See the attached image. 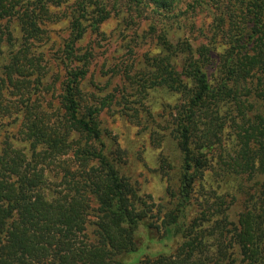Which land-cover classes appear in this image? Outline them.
Masks as SVG:
<instances>
[{"label": "trees", "instance_id": "trees-1", "mask_svg": "<svg viewBox=\"0 0 264 264\" xmlns=\"http://www.w3.org/2000/svg\"><path fill=\"white\" fill-rule=\"evenodd\" d=\"M66 4L0 0V23H5L0 30L1 86L15 87L13 75L22 74L16 70L22 56L16 50L14 18L21 13L27 36L36 38L45 33L41 24L50 9ZM183 5L189 12L212 15L208 43L193 48L183 42ZM134 8L152 12L164 24L155 71L139 86L140 93L150 84L151 90L180 95L170 134L175 160L165 159L163 168L169 211L162 206L157 214L153 198L143 194L126 171L125 152L100 121L105 104L83 108L81 85L87 72L74 70L64 84L62 104L71 132L85 140L81 153L96 168L81 177L82 190H75L71 200L50 202L36 193L43 174L37 172L35 158L59 150L61 137L29 130L31 158L16 150L0 154V264H135L138 258L130 262L134 256L164 245L151 235L159 229L161 214L169 238L182 239L174 257L157 251L162 261L264 264V0H73L67 6L72 35L65 55L71 61L76 58L74 46L87 28L97 32L113 13ZM154 27L156 33L155 22ZM39 146L45 150L37 154ZM218 157L216 173L228 190L225 197L212 199L209 213L218 219L212 228H203L190 218L196 184ZM227 198L240 209L235 219L223 209ZM92 212L100 220L94 241L86 234Z\"/></svg>", "mask_w": 264, "mask_h": 264}, {"label": "rangeland", "instance_id": "rangeland-1", "mask_svg": "<svg viewBox=\"0 0 264 264\" xmlns=\"http://www.w3.org/2000/svg\"><path fill=\"white\" fill-rule=\"evenodd\" d=\"M72 1L67 0V4L60 9H50V17H46L41 24L45 33H39L36 38L27 36L21 13L11 24L15 40H18L16 50L22 56L16 70L24 75H13L15 87L1 86L0 83V154L5 150H16L31 158L32 142L27 139L29 130L47 132L55 138L61 137L64 142L57 139L61 146L59 150L48 151V155L44 153L35 158L38 162L37 172L43 174V181L36 193L55 202L71 200L75 190H82L81 183L84 180L81 177L89 169L96 168V164L85 160L81 153L85 140L79 133L70 130L62 104V92L69 72L83 70L87 72L81 85L83 108L105 104L100 121L113 133L125 152L123 157L127 163L126 171L142 193L153 198L157 214L162 206L164 212H168V182L163 176V168L166 166L165 159L175 160L176 148L170 134L176 106L181 102L180 95L163 89L151 90L150 84H147L143 94L139 90V86L145 80H150L151 73L155 71L154 61L161 51L159 36L164 24L159 16L150 11L134 8L120 15L113 13L99 31L87 28L83 39L74 46L76 58L71 61L65 51L72 35L66 15L67 6ZM182 7L185 29L179 35L183 42L193 48L208 43L207 37L212 36V15L201 10L189 12L185 9L186 5ZM213 13L216 11L213 10ZM154 22L157 24L156 33L153 32ZM84 24L87 26V23ZM190 24L193 25L192 29ZM4 25L0 23V30H3ZM204 27L206 29L201 31ZM0 76H4L1 62ZM44 150L43 146H39L37 154ZM219 165L218 157L204 178L196 184L194 198L197 201H193L190 218L199 220L203 228H212L218 219L209 213L210 208L214 207L212 204L215 200L212 199L218 195L225 197L228 190L216 173L220 169ZM231 203V199L227 198L223 209L235 219L240 209ZM89 205L96 208L94 203ZM159 218L156 220L159 229L151 235L164 245L154 248L168 258L174 257L182 239L169 238L163 225L164 214ZM87 222L86 234L90 241H94L97 230L95 225L100 220L92 212ZM213 243V238H210V244ZM216 248L213 247L212 251L215 252ZM157 251L134 256L130 262L138 258L135 264H169L159 258L162 254Z\"/></svg>", "mask_w": 264, "mask_h": 264}]
</instances>
